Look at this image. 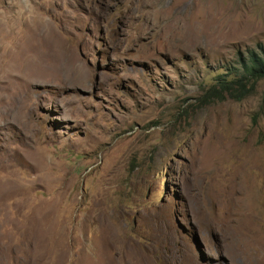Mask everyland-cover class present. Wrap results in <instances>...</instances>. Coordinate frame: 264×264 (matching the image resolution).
Wrapping results in <instances>:
<instances>
[{"label": "rangeland", "instance_id": "1", "mask_svg": "<svg viewBox=\"0 0 264 264\" xmlns=\"http://www.w3.org/2000/svg\"><path fill=\"white\" fill-rule=\"evenodd\" d=\"M259 43L264 0H0V264H264V79L207 93Z\"/></svg>", "mask_w": 264, "mask_h": 264}, {"label": "trees", "instance_id": "2", "mask_svg": "<svg viewBox=\"0 0 264 264\" xmlns=\"http://www.w3.org/2000/svg\"><path fill=\"white\" fill-rule=\"evenodd\" d=\"M208 90L221 99L230 97L243 99L250 95L257 83L264 79V43L250 48L246 53L238 52L235 61L223 67Z\"/></svg>", "mask_w": 264, "mask_h": 264}, {"label": "bare ground", "instance_id": "3", "mask_svg": "<svg viewBox=\"0 0 264 264\" xmlns=\"http://www.w3.org/2000/svg\"><path fill=\"white\" fill-rule=\"evenodd\" d=\"M14 191V190H13ZM8 193V192H7ZM2 199V198H1ZM43 218V217H42ZM121 264H123L121 261H120Z\"/></svg>", "mask_w": 264, "mask_h": 264}]
</instances>
